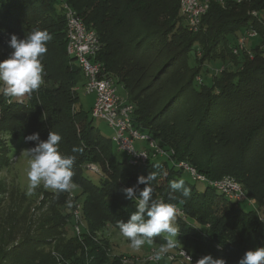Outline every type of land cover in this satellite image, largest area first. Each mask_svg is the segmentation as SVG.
<instances>
[{
  "label": "trees",
  "instance_id": "trees-1",
  "mask_svg": "<svg viewBox=\"0 0 264 264\" xmlns=\"http://www.w3.org/2000/svg\"><path fill=\"white\" fill-rule=\"evenodd\" d=\"M66 7L97 33L95 61L102 74L127 93L134 126L158 142L165 156L146 148L148 162L135 164L117 148L119 156L78 107L84 76L67 52ZM34 30L52 37L41 57L43 84L11 102L0 91V172L9 163L4 134L38 133L46 141L54 131L62 137L61 155L74 158L78 189L58 192L63 210L42 215L35 233L20 225L24 217H5L0 201V264H122L93 234L130 219L135 201L122 189L142 190L137 178L150 173L153 199L181 211L173 224L196 261L211 255L239 264L247 251L264 246V0L211 1L198 31L182 16L180 0H0V37L24 39ZM249 30L259 36L240 49L238 40ZM194 49L191 66L187 57ZM181 162L209 182L235 178L263 216L209 182L188 180ZM180 179L190 190L187 197L170 188ZM81 217L86 226L80 235L74 230L64 241L56 226L75 228ZM153 240L166 243L163 234Z\"/></svg>",
  "mask_w": 264,
  "mask_h": 264
},
{
  "label": "clouds",
  "instance_id": "clouds-1",
  "mask_svg": "<svg viewBox=\"0 0 264 264\" xmlns=\"http://www.w3.org/2000/svg\"><path fill=\"white\" fill-rule=\"evenodd\" d=\"M51 38L44 30H34L24 39L11 35L8 46L13 51L7 59L0 61V91L10 98V102L11 98L32 95L43 84L41 57L47 52V43ZM61 139V135L54 131H50L46 141H41L38 133L25 137L26 141L37 142L35 147L24 151L28 157L27 195H32L41 185L60 193L76 188L72 181L74 158L61 155L58 149ZM154 179V173L140 176L137 185H145L142 190L138 191L137 186L122 189L127 198L135 201V211L127 222H118V228L133 250H140L145 244L151 245L154 237L163 234L166 244L149 257L159 262L164 253L180 244L177 239L179 229L173 224L176 206L153 199L150 181ZM184 184L183 179L174 180L170 182V188L173 191L182 190L183 196L187 197L190 190ZM167 259L171 261L173 257L168 256ZM196 264H226V261L208 255L197 260ZM239 264H264V246L247 251Z\"/></svg>",
  "mask_w": 264,
  "mask_h": 264
},
{
  "label": "rangeland",
  "instance_id": "rangeland-1",
  "mask_svg": "<svg viewBox=\"0 0 264 264\" xmlns=\"http://www.w3.org/2000/svg\"><path fill=\"white\" fill-rule=\"evenodd\" d=\"M257 41L259 42V39H257ZM251 43L254 42L252 41ZM251 43L250 41H248V45ZM12 51L13 49L8 46V40L0 37V61L7 59ZM194 53L195 49L187 57L191 66H194L196 63ZM117 88L118 97L121 99V101L126 104L128 103L130 105H133L130 102L129 96H127V93L123 90V88L121 86H117ZM78 94L80 98L77 103L78 107L81 108L82 111L87 112L89 120H94V125L102 132V134L108 139H111V146L114 151L117 152L119 156H122L123 153L120 152L117 149L116 145L113 143V129L105 121L93 119L92 117V107L95 97L94 95H88L86 93L84 77L79 84ZM83 126L84 124H82V126H79V128ZM2 139L3 141H6V145L10 148V153L8 155L9 163L6 167H3L2 171L0 172V201L3 202L2 206L5 217L9 215V213H13L19 219L24 217L26 223L20 222V225H23L26 231H29L30 229V233H35L36 229L40 225L42 215H46L47 217L52 216L55 212L63 210L65 204H63L62 199H57L58 192H55L51 189H45L43 185L37 187L32 195H27V186L29 183L26 174V170L28 168V157L26 156L24 151L33 148V146L29 141L25 140V135L20 133L16 136L4 134L2 136ZM135 146L139 149H146L148 147L147 143L142 141H136ZM227 177L232 178L238 184L237 180L230 176H225L222 178V180ZM187 179L193 181V178L190 175L187 176ZM197 184L199 185V188L201 190L204 188V184ZM238 186L240 189L238 191L239 194H242L243 196H245V198L242 201L234 199L230 200L240 202V205L244 208L247 207L248 209H254L257 212L260 211L259 214L263 216V212L261 211L263 210V208H259L256 201L248 198L246 192L244 191L242 186H240V184H238ZM77 187L78 186L76 185V188L72 190L73 194H77ZM76 212H78L79 215V211L76 210L75 214ZM63 224V222H60L61 226H56L58 227L56 231L60 233V236L62 237V239H64V241H67L70 237H74V230L76 231L77 235H80L77 231V228L81 233L83 225L86 226V223L84 220H82V217L80 219V224L75 228H72L70 225ZM93 235V240L97 244L101 245V243H104L110 245L111 257H116L119 260L127 259L134 264H196L195 259L192 262L188 263L186 259L181 255V251L185 249H183V241L178 237L177 239L180 245L175 249H171L164 253L163 258L159 262H156L154 260H150L149 257L155 252L159 251L160 247L165 245L166 243H161L158 240H153V243L151 245L145 244L141 247L140 250H133L129 246V241L121 236L119 229L115 228L111 224L106 225V227H104L103 229L96 231V233H94ZM168 256H172L173 259L171 261H168Z\"/></svg>",
  "mask_w": 264,
  "mask_h": 264
},
{
  "label": "built area",
  "instance_id": "built-area-1",
  "mask_svg": "<svg viewBox=\"0 0 264 264\" xmlns=\"http://www.w3.org/2000/svg\"><path fill=\"white\" fill-rule=\"evenodd\" d=\"M211 1L223 2V0H180L181 14L186 18L192 30L198 31L201 27V20L208 12ZM65 16L68 40L67 52L69 56L75 59L82 70L86 93L95 97L92 107L93 119L103 120L113 129L112 140L114 144L133 163L146 164L150 159L146 149H139L135 146L136 141L146 142L147 148H151L155 153L154 155L165 156L166 153L161 150L150 135L143 134L134 126V106L122 102L118 97L116 82L102 74L101 64L95 61L97 53L101 49V42L97 33L88 29L80 17L67 7ZM258 36L259 32L256 30L246 31L245 35L238 40L239 48L244 49L248 41L258 38ZM179 166L188 171L193 179L200 182H209L205 176L197 174L196 170L187 163L181 162ZM209 183L230 199L242 201L245 198V196L239 194V186L232 178L227 177ZM175 212L181 214L177 208ZM76 216H79L78 212H76ZM77 231L80 233L78 228ZM181 255L188 263L193 261V257L188 251H181ZM121 262L122 264H134L127 259H121Z\"/></svg>",
  "mask_w": 264,
  "mask_h": 264
}]
</instances>
